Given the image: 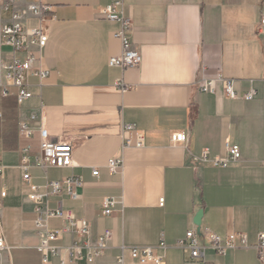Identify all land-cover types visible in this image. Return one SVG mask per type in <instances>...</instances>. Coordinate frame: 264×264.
<instances>
[{"label":"crops","instance_id":"crops-1","mask_svg":"<svg viewBox=\"0 0 264 264\" xmlns=\"http://www.w3.org/2000/svg\"><path fill=\"white\" fill-rule=\"evenodd\" d=\"M49 2L53 12L45 21L49 39L42 57L49 75L43 81L27 77L34 96L22 106L15 96L0 95L5 166L0 230L9 264H44L36 212L20 168L24 145L32 147V160L40 150V127L51 140L73 144L74 165L32 166V182L44 191L47 181L80 177L79 197H70L64 187L50 196L51 207L61 200L77 218L89 220L92 242L107 229L113 232L95 262L71 264H108L123 245L158 247L162 241L167 248L158 251L165 255L164 264H204L178 246L187 231L197 228L194 219L201 210L203 244L209 245L208 232L223 238L245 232L249 243L225 256L208 248L207 262L264 264L256 247L264 231V35L259 30L264 0H127L132 41L143 55L140 66L127 69L109 63L122 53L114 35L120 23L101 13L112 0ZM219 75L233 79L238 93L254 87L258 96L230 99L220 82L216 93L203 91L200 80ZM23 120L34 129L29 139L20 136ZM125 125L144 133V147H125ZM176 131L187 133L186 144L172 142ZM227 142L240 146V161L223 168L197 160L206 148L211 157L226 156ZM113 157L124 159L122 172L107 167ZM96 168L99 176L93 175ZM106 197L121 202L111 215L104 214ZM49 225L60 230L66 223L51 218ZM74 240L77 235L66 231L51 241L57 254L47 264L68 258Z\"/></svg>","mask_w":264,"mask_h":264},{"label":"built area","instance_id":"built-area-1","mask_svg":"<svg viewBox=\"0 0 264 264\" xmlns=\"http://www.w3.org/2000/svg\"><path fill=\"white\" fill-rule=\"evenodd\" d=\"M127 0H112L111 4L102 7L101 13L109 20L120 23V28L115 32V37L122 43V53L110 59V65L127 69L129 67H138L143 61V55L139 48L135 47L132 37V20L125 15L124 5ZM1 17L5 13L7 16L3 19L2 26V45L9 49L6 61L2 63L4 82L0 84L1 97L15 96L19 105H24L34 94L27 81L28 76H36L43 81L49 71L42 66L43 49L49 39V32L45 25L47 16L53 12V7L49 0H0ZM33 18L37 21L34 26L28 25L27 21ZM260 32L264 35V16L261 18ZM222 84L225 95L230 99L253 100L258 96V90L251 87L247 92L240 94L235 90L234 80L219 75L217 78H204L200 80L203 91L216 93L218 83ZM118 85L123 89L127 87L119 81ZM15 89V90H14ZM3 111L0 105V118L3 117ZM32 119H37L38 115L33 114ZM40 132V150L32 160V147L24 145L21 149L22 160L20 168L23 172V183L30 188L27 197L29 202L34 205L36 218V228L41 236V244L38 249L42 254L44 264L49 263L50 255L57 254V248L50 245L51 241L62 237L66 231H71L77 235V239L68 247V258L60 256V264H71L77 261H86L93 263L97 258L104 255L109 242L113 237L111 229H107L100 235L95 242L91 241L92 224L86 218H77L71 209L64 206L63 202L57 201L54 208L50 205V196L60 194L64 187L67 194L72 198H78L77 188L83 185L80 177L71 176L61 180L47 181L44 185V191H40L39 185L32 182L30 169L37 166L43 169L48 167L66 168L74 165L73 144L69 141H53L49 138L47 131L39 128ZM34 129L29 126L27 120L20 123V136L25 139L31 138ZM125 147L142 148L145 146V135L142 131L133 125L124 126ZM171 140L174 143L186 144L188 141L187 133L176 131L171 134ZM227 155H216L211 157L208 148L202 151L197 160L209 162L217 167H228L231 163L241 160L242 154L238 144L227 142ZM107 167L112 173L123 171L124 159L122 157L110 158ZM5 173V166L0 157V177ZM98 168L93 170L94 176H99ZM6 190H1V196H6ZM121 203L113 197H106L103 201L105 215H111L115 207ZM160 204L164 205V198L160 199ZM51 218H59L65 227L60 230L50 228ZM201 232V231H200ZM207 238L209 245L201 241V236L197 228L187 231L186 236L181 239L178 246L181 247L190 259H202L204 264H212L206 261V250L213 249L219 255H227L229 250L239 247H248V237L245 232H230L225 238L218 234L208 232ZM260 260L264 262V231L259 234L256 245ZM164 241L158 247H121V253L116 256L114 262L108 264H146L154 262L155 264H164L165 255L160 253L159 249H166ZM8 249L5 236L0 230V256Z\"/></svg>","mask_w":264,"mask_h":264},{"label":"rangeland","instance_id":"rangeland-1","mask_svg":"<svg viewBox=\"0 0 264 264\" xmlns=\"http://www.w3.org/2000/svg\"><path fill=\"white\" fill-rule=\"evenodd\" d=\"M6 14L4 13L1 17V11H0V71L2 70V63L3 61L7 60L6 55L8 54L9 51L8 48L4 45H2V26H3V19L6 18ZM4 55V57H3ZM0 264H9V257L6 254V252H4L1 256H0Z\"/></svg>","mask_w":264,"mask_h":264},{"label":"water","instance_id":"water-1","mask_svg":"<svg viewBox=\"0 0 264 264\" xmlns=\"http://www.w3.org/2000/svg\"><path fill=\"white\" fill-rule=\"evenodd\" d=\"M203 213H204V211L201 210L199 213H197V215L194 219V223H195V225H197L199 232L201 231Z\"/></svg>","mask_w":264,"mask_h":264}]
</instances>
